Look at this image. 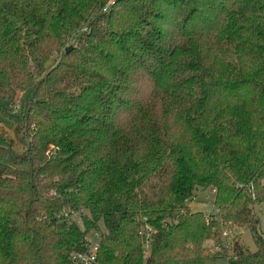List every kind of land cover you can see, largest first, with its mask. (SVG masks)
Segmentation results:
<instances>
[{
	"label": "trees",
	"instance_id": "obj_1",
	"mask_svg": "<svg viewBox=\"0 0 264 264\" xmlns=\"http://www.w3.org/2000/svg\"><path fill=\"white\" fill-rule=\"evenodd\" d=\"M107 2L0 0V264H264V0Z\"/></svg>",
	"mask_w": 264,
	"mask_h": 264
},
{
	"label": "rangeland",
	"instance_id": "obj_2",
	"mask_svg": "<svg viewBox=\"0 0 264 264\" xmlns=\"http://www.w3.org/2000/svg\"><path fill=\"white\" fill-rule=\"evenodd\" d=\"M0 106H6V100L3 97H0ZM17 107L15 108V111L19 110ZM14 125L15 123L11 117L0 112V142H6L9 138H14ZM14 146L16 148H21V143L16 141ZM213 193L214 191L210 190L209 187L197 189L193 199L189 201L191 209L203 210L204 212L214 211L215 205L213 204ZM255 209L260 217V229L264 234V201L256 204ZM73 217L77 219L78 222H80L79 216L77 214H74ZM234 234L235 238L240 241L243 247L249 250H255L256 244L247 226L236 225L234 228ZM232 236V234L228 235V237ZM206 242H208L214 250H217L216 244H214V239L208 240ZM221 242L222 244L221 247H219V250H227L230 254H232L231 238H227L226 240L221 239ZM212 264H228L227 256L222 255L218 257Z\"/></svg>",
	"mask_w": 264,
	"mask_h": 264
},
{
	"label": "built area",
	"instance_id": "obj_3",
	"mask_svg": "<svg viewBox=\"0 0 264 264\" xmlns=\"http://www.w3.org/2000/svg\"><path fill=\"white\" fill-rule=\"evenodd\" d=\"M112 2L113 0H108L106 5L104 6V9H107ZM211 190L214 191V189ZM229 234H231V232L227 229L222 231V236L224 237L226 236L228 237ZM99 235L100 232L98 231V232H92V234L87 236V241L84 244V248L73 254L75 261L81 264H96L98 248H99V242H98ZM219 247H220L219 243H216V249H220ZM211 250L214 249L211 247Z\"/></svg>",
	"mask_w": 264,
	"mask_h": 264
},
{
	"label": "water",
	"instance_id": "obj_4",
	"mask_svg": "<svg viewBox=\"0 0 264 264\" xmlns=\"http://www.w3.org/2000/svg\"><path fill=\"white\" fill-rule=\"evenodd\" d=\"M67 50L69 49V46H67V48H66Z\"/></svg>",
	"mask_w": 264,
	"mask_h": 264
}]
</instances>
